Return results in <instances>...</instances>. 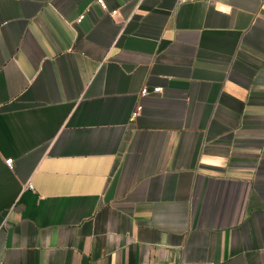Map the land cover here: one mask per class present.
Masks as SVG:
<instances>
[{"label":"crops","instance_id":"crops-1","mask_svg":"<svg viewBox=\"0 0 264 264\" xmlns=\"http://www.w3.org/2000/svg\"><path fill=\"white\" fill-rule=\"evenodd\" d=\"M0 264H264V0H0Z\"/></svg>","mask_w":264,"mask_h":264},{"label":"built area","instance_id":"built-area-1","mask_svg":"<svg viewBox=\"0 0 264 264\" xmlns=\"http://www.w3.org/2000/svg\"><path fill=\"white\" fill-rule=\"evenodd\" d=\"M96 3L100 4V5H104V1L105 0H95ZM179 2H185V1H204V0H178ZM83 17V15H80L78 20H80L81 18ZM154 91H159V88H154L153 89ZM148 93V89L147 87H143L140 91V95H146ZM138 110V109H137ZM137 110L136 112L134 113V115L137 113ZM5 162L10 166L11 163H12V158H8L5 160ZM30 186V185H29Z\"/></svg>","mask_w":264,"mask_h":264}]
</instances>
